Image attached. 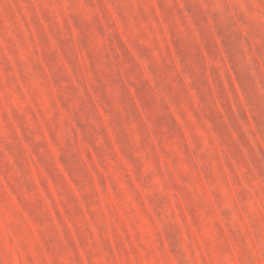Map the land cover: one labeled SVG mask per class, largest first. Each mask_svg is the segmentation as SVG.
<instances>
[{
  "label": "rangeland",
  "instance_id": "374dc122",
  "mask_svg": "<svg viewBox=\"0 0 264 264\" xmlns=\"http://www.w3.org/2000/svg\"><path fill=\"white\" fill-rule=\"evenodd\" d=\"M0 264H264V0H0Z\"/></svg>",
  "mask_w": 264,
  "mask_h": 264
}]
</instances>
